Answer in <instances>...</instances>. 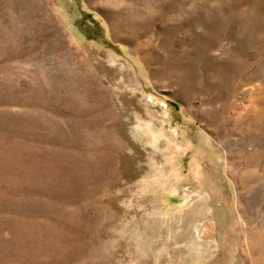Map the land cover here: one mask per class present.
<instances>
[{"label":"rangeland","instance_id":"rangeland-1","mask_svg":"<svg viewBox=\"0 0 264 264\" xmlns=\"http://www.w3.org/2000/svg\"><path fill=\"white\" fill-rule=\"evenodd\" d=\"M260 234L264 0H0V264H258Z\"/></svg>","mask_w":264,"mask_h":264},{"label":"bare ground","instance_id":"bare-ground-1","mask_svg":"<svg viewBox=\"0 0 264 264\" xmlns=\"http://www.w3.org/2000/svg\"><path fill=\"white\" fill-rule=\"evenodd\" d=\"M205 208L208 210L210 209L209 207H204V209ZM200 233H201L200 235H202V232H200ZM205 241L206 240L203 239V242H205ZM247 245L250 247V249L254 250L255 254L257 255V263L258 264H264V237H263V235L262 234L257 235L255 239L253 237H251L250 241H249V237H248L247 238ZM253 259L255 261V258H253Z\"/></svg>","mask_w":264,"mask_h":264}]
</instances>
